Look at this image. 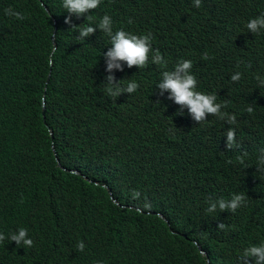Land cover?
Wrapping results in <instances>:
<instances>
[{
  "label": "trees",
  "instance_id": "16d2710c",
  "mask_svg": "<svg viewBox=\"0 0 264 264\" xmlns=\"http://www.w3.org/2000/svg\"><path fill=\"white\" fill-rule=\"evenodd\" d=\"M62 3L0 0V233L25 228L34 242H0V264H237L247 246L264 243V30L246 27L264 0H201L199 8L194 0H101L72 15L75 28ZM7 7L25 19L5 15ZM105 14L113 33L152 34L146 68L121 61L109 73L110 37L98 28L77 40ZM157 49L166 67L151 62ZM182 60L192 61L196 91L227 102L221 111L236 124L213 115L198 123L187 109L178 114L167 90L160 95L162 72ZM109 74L120 87H139L109 97ZM239 193L247 202L235 216L206 211L209 197Z\"/></svg>",
  "mask_w": 264,
  "mask_h": 264
},
{
  "label": "clouds",
  "instance_id": "9594fccd",
  "mask_svg": "<svg viewBox=\"0 0 264 264\" xmlns=\"http://www.w3.org/2000/svg\"><path fill=\"white\" fill-rule=\"evenodd\" d=\"M101 3V0H63L62 6L69 14L65 17V23L72 25L71 17L75 15L77 18L87 15L90 10L96 9ZM201 6V0H194V7L199 8ZM5 15L15 17L19 20L25 19L24 15L20 12L15 11L12 7H7L4 10ZM131 23V21H129ZM112 20L111 17L105 14L99 24L95 27L89 25L87 27L79 28V35L77 36L78 41H84L86 37L93 34L96 29H100L102 32L107 34L110 37L111 47L104 54L107 58V71L110 73L113 68L121 69V61L126 62L127 66L131 68L132 66H137L138 68H146L149 64V53L153 52L151 47V40L153 36L151 33L145 35H135L129 32L120 29L113 33L112 30ZM77 25H72V28H75ZM246 27L248 32L252 34H259L264 30V13L261 15L250 19ZM210 57L207 52L202 56V59L208 60ZM51 59L49 63L51 64ZM151 62L155 65L166 67L167 61L164 59L163 55L159 50H155L151 56ZM192 61L191 60H182L178 62L174 70L168 71L165 70L162 72V79L156 85V88L160 90V95L162 96L164 91L169 92V99L174 100V102L179 105L178 114H183V110L187 109L190 113L192 119L198 123H203L209 115L216 116L220 120L226 121L229 125H234L237 122L235 114H229L227 112L221 111L222 107H226L227 102L217 103V96L213 94H205L199 91H196L197 80L193 74H191ZM48 76V75H47ZM241 78V73L236 72L231 76L232 81H239ZM47 79V78H46ZM259 79V77H258ZM106 88L105 91L109 97L116 98L121 93L127 92L129 94L135 92L139 84L135 81H131L127 84L126 87H120L119 83L115 80L114 76L111 74L106 76ZM48 83V82H47ZM46 83V85H47ZM264 84V81L260 82ZM45 108V105H44ZM246 111L248 113L253 112V108L249 106ZM51 130L49 134L51 135ZM226 147L232 149L236 144L235 130L229 128L226 133ZM262 155L259 157L257 165V173L260 179L264 183V149L260 150ZM248 155L247 152H244L242 156H238L237 160L243 164L244 157ZM231 163V161H228ZM72 174L78 175L77 171H72ZM106 189V187H105ZM110 199L118 205L113 199L112 193L109 189H106ZM140 192L133 190L132 197L133 199H138ZM246 197L244 194H234L230 200L224 198H219L213 200L209 197L207 203L208 208L206 211L208 213L216 212L217 209L220 211H231L223 212L219 216L222 217H233L236 215L235 211L242 204H245ZM146 207L148 205H145ZM164 217L163 215H161ZM218 217V216H217ZM218 218V219H219ZM225 224L223 221L218 220V229H225ZM184 235V234H183ZM5 239H8L9 242L14 241L16 246L21 245L31 248L33 247V240L28 238L27 229L20 228L18 232L12 233L10 236L6 237L3 233H0V242H3ZM197 243V242H196ZM85 244L83 241L79 242L77 245L78 251H84ZM202 254L208 257L210 262V256L207 250H203L200 247ZM211 263V262H210ZM237 264H264V243L259 241L247 246L242 253L240 254Z\"/></svg>",
  "mask_w": 264,
  "mask_h": 264
},
{
  "label": "water",
  "instance_id": "95a60500",
  "mask_svg": "<svg viewBox=\"0 0 264 264\" xmlns=\"http://www.w3.org/2000/svg\"><path fill=\"white\" fill-rule=\"evenodd\" d=\"M48 80H49V74H48V76H47L46 83L48 82ZM43 114L45 115V108H44ZM50 133H51V132H50Z\"/></svg>",
  "mask_w": 264,
  "mask_h": 264
}]
</instances>
